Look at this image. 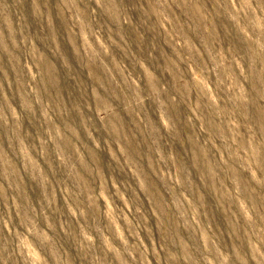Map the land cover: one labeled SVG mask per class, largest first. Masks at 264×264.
Returning a JSON list of instances; mask_svg holds the SVG:
<instances>
[{
	"label": "rangeland",
	"instance_id": "1",
	"mask_svg": "<svg viewBox=\"0 0 264 264\" xmlns=\"http://www.w3.org/2000/svg\"><path fill=\"white\" fill-rule=\"evenodd\" d=\"M0 264H264V0H0Z\"/></svg>",
	"mask_w": 264,
	"mask_h": 264
}]
</instances>
